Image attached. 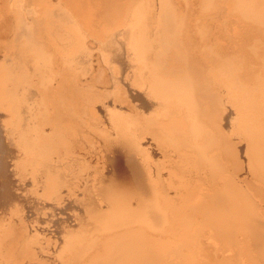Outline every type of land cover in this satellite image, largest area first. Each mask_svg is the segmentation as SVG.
Here are the masks:
<instances>
[{
    "label": "bare ground",
    "instance_id": "6f19581e",
    "mask_svg": "<svg viewBox=\"0 0 264 264\" xmlns=\"http://www.w3.org/2000/svg\"><path fill=\"white\" fill-rule=\"evenodd\" d=\"M129 1L67 0L82 25L97 32L102 31L95 25L98 19L106 20L105 16H110L116 20L122 13H116V9L120 5L130 7ZM237 1L250 5L258 18L264 19V7L257 2L259 0ZM5 2L7 0H0L2 23L12 20L15 15L8 20ZM170 6L174 11L175 7ZM52 8L47 9L49 12L45 15H53L59 24L67 27L65 33L51 24L48 27L47 23L42 25L43 28L34 27V16L29 22L31 15L17 32L29 35L34 27L36 38H29V42L8 38L0 43L3 49L0 54L4 55L0 60V264H165L167 258L164 263L158 248L161 249L171 236L163 241L160 235L165 218L171 216L173 226L179 230L194 227L203 229L205 232L202 233L207 232L199 243V249L209 256L205 264H264L263 221L259 222L254 212L258 210H255L258 201L264 199V95L258 93L260 97L255 95L254 100L250 96L252 89L248 93V87H243L245 93L240 91L241 87L236 90L238 85L237 88L234 85L256 79L255 85L263 89L261 70L264 66L261 69L242 65L243 68L233 74L229 67L236 60L231 52L226 55L218 45L189 58L186 55L189 46L204 43L206 23L200 25L201 22H197L199 28L187 26L179 16V20L170 19L165 26L159 25L158 21L150 36L140 35L136 32L140 19L138 7L137 13H133L135 22L132 17L121 36L118 32L111 38L107 36L103 52L95 55L100 66L97 79L86 82L84 87L78 86L71 76L77 74L78 77L87 72L91 51L86 50L75 24L67 21L68 15ZM199 9L197 11L201 12ZM10 22L7 25H11ZM7 27L11 29L8 33L17 34L15 28L12 31L13 28ZM184 29L190 32L188 42L179 44L175 34ZM172 47L178 60H185L188 67L166 73L162 68V56L165 57L166 50ZM261 56L264 57V51ZM58 76L59 81L54 79ZM52 77L58 83L53 80L55 88H48ZM31 88L34 92H30ZM218 88L223 89L225 95L220 94ZM225 101L231 102V110L222 107ZM94 139L101 141L104 153L103 160L96 162L92 158L95 164L102 160L101 165L91 166L87 156L99 151V147L96 151L89 150V145L96 143L92 141ZM199 139L205 141L198 144ZM142 142H148L149 147ZM169 151L179 155L173 159ZM101 152L95 153L96 156ZM158 153L162 154L161 159H158ZM228 163L229 170L225 167ZM187 171L195 175L193 185L185 179ZM243 171L248 172L252 181L261 183L251 189L253 193L250 192L254 197L256 192L260 198L256 204L247 200L248 189L243 194L241 189H245L237 185L239 180L246 181L244 177L238 180ZM252 185L249 183L248 186ZM63 190L66 193H62ZM161 204L169 207L171 214H167L168 208L165 210ZM175 232L172 235H176ZM191 241L192 238H187L181 244L184 247L194 245ZM225 247L230 250L236 247L240 252L233 256V250V254L226 256L222 253Z\"/></svg>",
    "mask_w": 264,
    "mask_h": 264
},
{
    "label": "rangeland",
    "instance_id": "374dc122",
    "mask_svg": "<svg viewBox=\"0 0 264 264\" xmlns=\"http://www.w3.org/2000/svg\"><path fill=\"white\" fill-rule=\"evenodd\" d=\"M14 3H13V2ZM26 1V2H25ZM35 1H36V3H35ZM39 0H28V2H27V0H7V2H5L4 3V5L6 6V7H4V8H10L9 10L7 9L6 10V14L5 15H8L7 16V18L8 17H12V15H14L12 18V20H13V22H12V20L10 19V18H8V20L9 21H7V20H4L3 21V23L1 22V19L3 20V16H2V18L0 17V22H1V24H3V25H1L0 26V43L2 44V42L3 41H7V40H9V39H12V38H17V42H26V41H30V39L29 38H32L33 36L36 38V31L34 30V27L36 26V27H42V25L44 26L46 23V25L48 26V27H50L49 26V24H51V27L53 26H55L56 28H58V30L59 31H61V32H63V33H65V28L67 29V27H65V26H63V24H59V22L58 21H56V18L52 15V16H47V15H49V13H46V15H45V12H47L48 10H51V7L53 6V8H55V9H57V10H59V11H57V10H55V11H57V12H60V13H63L65 16H67L68 15V17H66L67 18V21L70 23V24H72V25H74V26H76V29H77V31H78V34L83 38V42H84V45H85V47H86V50L87 51H91V54L88 56L89 58H88V63L90 64H88L87 65V72L86 73H83L81 76H78V77H76L77 76V74L75 75V76H71V78L74 80V82L78 85V86H82V87H84V86H86L85 84H86V82H91L92 80H96L97 79V70L99 69V64H98V60H96L97 59V56H95V55H97L98 54V52H100V51H102L103 52V47L102 46H104V43H105V41H106V37L107 36H110V38H111V36H113V35H115L114 33H119L120 34V36H121V33L123 34V31H124V29L126 28V26H128V24H130V21L132 20L131 18L133 17V15L134 14H136L137 13V8L139 7V11H138V18L140 17V19H139V21H137V24L139 25V27L137 26V28H136V32H138V33H140V35L142 34V35H146V36H150L154 31H155V29H156V27L158 26L157 25V22H158V24L159 25H163V26H165L164 24H168V21H170V19L171 20H179V18L180 17H184L183 19L182 18H180V20H183V22L185 23V25H191V27H193L194 25H196L197 26V28H199L200 27V25H204L205 23V25H206V34H205V37H204V43L203 44H196V45H191V46H189V48L187 49L188 51H186V55L189 57V58H191V57H197L202 51L204 52V51H210V50H212V48H213V46L214 47H216L217 45L218 46H220L221 48H222V50H224V52H225V54L227 55H229V53H230V55L231 56H233V58L236 60V62H235V60H234V62L236 63V65H235V63L233 64V66L231 67H229L230 68V72L232 73L233 72V74L235 73V72H238V69L240 70V69H242L243 67H246V66H248V67H254V68H257L258 66L259 67H261V69H262V67L264 66V57L263 56H261V54L263 53V51H264V49H263V51L261 52V50H262V47L264 48V38H263V36H264V29H263V26H264V19H262V18H258L259 16L257 15V12H254L252 9H254V8H252L250 5H245L244 3H242V2H238L237 0H231V2H230V0H203V1H201V0H183V3L185 4V5H183V3L181 2V0H172V2L170 1V0H147V2H146V0H130L128 3H130V4H128L130 7H126V8H122V6L120 5V7L119 8H117L115 11H116V13H119V12H122L121 14H120V16L115 20V19H111L110 18V16H105L106 17V20L104 19V18H102L101 20L100 19H98V21H96V23H95V25L98 27V29H101L102 31L101 32H97V31H93V30H91V29H89V28H87L86 26H84V25H82V23L80 22V20H78L79 18H78V16L74 13V11L72 10V8H71V6H70V4L67 2V0H41V1H39ZM47 1H49L48 3H47ZM59 1H61V2H59ZM134 1V2H133ZM140 1V2H139ZM144 1V2H143ZM156 1V2H155ZM159 1L161 2V3H159ZM169 1V2H168ZM174 1H175V4H174ZM181 3H180V2ZM198 2V4H195V3H197ZM200 1V2H199ZM209 1V2H208ZM225 1V2H224ZM41 2V3H40ZM126 2H127V0H126ZM149 2V3H148ZM171 2V4H169ZM186 2V3H185ZM203 2V3H202ZM205 2V3H204ZM213 2V3H212ZM219 2V3H218ZM257 2H259L261 5H263V7H264V0H259V1H257ZM263 2V3H262ZM7 3V4H6ZM18 3V4H17ZM27 3V4H26ZM35 3V4H34ZM40 3V4H39ZM141 4L140 6H139V4ZM144 3V4H143ZM167 3V4H166ZM178 3V4H177ZM193 3H194V5H193ZM202 3V4H201ZM221 3V4H220ZM226 3V4H225ZM242 3V4H241ZM20 4V5H19ZM133 4H134V6H133ZM136 4V5H135ZM152 4V5H151ZM155 5V7H154V5ZM161 4V5H160ZM182 4V5H181ZM205 4H206V7H205ZM210 4V5H209ZM15 5H16V7H15ZM25 5V6H24ZM33 5H35V6H33ZM46 5V6H45ZM151 5V6H150ZM159 5V6H158ZM163 5V6H162ZM170 5H173L172 6V8L173 7H175V8H173V10L174 11H172L171 9H170ZM197 5V6H196ZM200 5H202V6H200ZM204 5V6H203ZM209 5V6H208ZM212 5H214V6H212ZM217 5V6H216ZM239 5V6H238ZM241 5H245V6H241ZM13 6V7H12ZM25 8H24V7ZM29 6V7H28ZM48 6V7H47ZM59 6V7H58ZM63 6L65 7V8H63ZM165 6L167 7V8H165ZM186 6V7H185ZM193 6H194V9H193ZM219 6V7H218ZM224 8V10H223V8ZM233 6L235 7V8H233ZM12 7V8H11ZM44 8L43 9V11H42V8ZM57 7V8H56ZM140 7H141V9H140ZM148 7H151L150 9H148L147 10V8ZM165 8V10H164V8ZM176 7H177V9L179 8V10H177L176 9ZM186 8V10H184L185 8ZM189 7V8H188ZM209 7H211V9L209 8ZM213 7L215 8V10H213ZM231 7H232V9H231ZM250 7V8H249ZM36 8H37V10H36ZM41 8V9H40ZM50 8V9H49ZM52 8V9H53ZM127 8H128V10H127ZM134 8V9H133ZM144 8V9H143ZM199 8H201L202 10H201V12H199V11H197V9L198 10H200ZM205 8V9H204ZM209 8V9H208ZM220 8H222V9H220ZM227 8V9H226ZM48 9V10H47ZM129 9H130V12H129ZM154 9V10H153ZM166 9H168L167 10V12H166ZM187 9H188V11H187ZM191 9V10H190ZM207 9V10H206ZM219 9V10H218ZM237 9H239V10H237ZM241 9V10H240ZM12 10V11H11ZM35 10V11H34ZM63 10H65V11H63ZM122 10V11H121ZM145 10H147V11H145ZM151 10H152V12H151ZM156 10V11H155ZM204 10V11H203ZM212 10V11H211ZM235 10V11H234ZM243 10V11H242ZM9 11V12H8ZM42 11V12H41ZM68 11V12H67ZM150 11V12H149ZM164 11V12H163ZM176 11V12H175ZM179 11V12H178ZM208 11V13H206ZM223 11V12H222ZM232 11V12H231ZM247 11V12H246ZM251 11V12H250ZM14 12V13H13ZM37 14H36V13ZM49 12V11H48ZM129 12V13H128ZM136 12V13H135ZM145 12V13H144ZM158 12V14H156ZM163 12V13H162ZM174 13L173 15L175 16V17H173L172 16V14L170 13L169 15L167 14V13ZM189 12V13H188ZM203 12V14H201ZM219 12V13H218ZM222 12V13H221ZM243 12V13H242ZM249 12V13H248ZM253 12V13H252ZM10 15H9V14ZM40 13H42V14H40ZM67 13V14H66ZM71 13H72V15H71ZM134 13V14H133ZM142 13H143V16H142ZM146 13H149V14H146ZM223 13H224V15H223ZM231 13V15H229V14ZM240 13H242V14H240V16H239V14ZM247 13V14H246ZM256 14V16H255V14ZM21 15L20 17H19V15ZM162 14V15H161ZM165 16H164V15ZM184 16H183V15ZM193 14V15H192ZM197 14V15H196ZM201 14V15H200ZM31 15H32V17H31ZM37 15V16H36ZM127 15V16H126ZM150 17H149V16ZM152 15V16H151ZM200 15V16H199ZM234 15V16H233ZM27 16H29V17H31L30 18V21L29 22H31V19H34L35 18V21H34V27H33V32L31 33V34H29V35H25V34H22V33H20V32H17V31H20V27H21V25H22V23H24L25 21H26V18H27ZM33 16H34V18H33ZM124 16V17H123ZM127 18H126V17ZM154 16V17H153ZM164 16V17H163ZM172 17V18H168V17ZM178 16V17H177ZM180 16V17H179ZM208 16V17H207ZM219 16V17H218ZM18 17V18H17ZM46 17V18H45ZM50 17H52V18H50ZM56 17H58V16H56ZM69 17H70V19H69ZM144 17V18H143ZM149 17V18H148ZM193 17V18H192ZM195 17V18H194ZM198 17V18H197ZM204 17H206V18H204ZM238 19H237V18ZM242 17V18H241ZM261 17V16H260ZM7 18H5V19H7ZM25 18V19H24ZM46 20H44V19ZM52 19V20H50V19ZM119 18H120V21H119ZM137 18V19H138ZM141 18H143L142 20H141ZM174 18V19H173ZM200 18H202V20L200 19ZM212 18V19H211ZM221 18V19H220ZM249 18V19H248ZM15 19V20H14ZM21 19V20H20ZM38 19V20H37ZM69 19V20H68ZM76 19H77V21H76ZM124 20V21H122V20ZM130 19V20H129ZM150 19H152V20H150ZM153 19H154V21H153ZM159 19V20H158ZM165 19V20H164ZM167 19H169V20H167ZM185 19V20H184ZM196 19L198 20V21H196ZM224 19V20H223ZM246 21H245V20ZM255 19H257V20H255ZM55 20V21H54ZM74 20V21H73ZM111 20V21H110ZM129 20V22H127ZM135 17H133V21L135 22ZM147 20L148 21H150V22H147ZM190 20V21H189ZM194 20V21H193ZM201 20V21H200ZM207 20V21H206ZM225 21V23H223V22H221V21ZM255 20V21H254ZM12 23H11V22ZM14 21H15V24H14ZM40 21H41V23H40ZM44 21V22H43ZM48 21H50V23H48ZM121 21L124 23V24H122L121 23ZM132 21V22H133ZM163 21V22H162ZM191 21H193V22H191ZM243 22V24H242V22ZM262 21V22H261ZM6 22V23H5ZM8 22H10L9 24H11V25H7L8 24ZM38 22L41 24H38ZM43 22V23H42ZM54 22H55V24H54ZM79 22V23H78ZM127 22V23H126ZM147 22V23H146ZM153 22V23H152ZM190 22V23H189ZM198 22V23H197ZM201 22V23H200ZM219 22V23H218ZM248 23L249 22V24H245V23ZM259 22H260V24H259ZM103 23V24H102ZM110 23V24H109ZM152 23V24H151ZM199 24L200 23V25H197V24ZM241 23V24H240ZM252 23H253V25H252ZM261 23L263 24V25H261ZM13 24V25H12ZM33 24V23H32ZM37 24V25H36ZM52 24H54V25H52ZM59 24V25H58ZM112 24V25H111ZM117 24V25H116ZM148 24H150V25H148ZM155 24H156V26H155ZM211 24V25H210ZM214 24V25H213ZM228 24V25H227ZM231 24H232V26H231ZM238 24H239V26H238ZM255 24V25H254ZM15 25V26H14ZM111 25V26H110ZM146 25H148V27H146ZM217 25V26H216ZM222 25H223V27H222ZM244 25H245V27H244ZM4 28H3V27ZM5 26H10L11 28H13L12 29V31L14 30V28H15V31H16V35H14L13 34V32H11V33H8V32H10V30H8L9 29V27H7V29L5 28ZM18 26V27H17ZM124 26V27H123ZM210 26V27H209ZM212 26V27H211ZM220 26V27H219ZM236 26V27H235ZM254 26H256V27H254ZM116 27V28H115ZM155 29H154V28ZM219 27V28H218ZM3 28V29H2ZM22 28V27H21ZM43 28V27H42ZM107 30H106V29ZM115 28V29H114ZM145 28H147V29H145ZM212 28V29H211ZM221 28L223 29V30H221ZM241 28H243V29H241ZM6 29V30H5ZM17 29V30H16ZM36 29V28H35ZM79 29H80V31H79ZM116 29H117V31H116ZM151 29H152V31H151ZM230 29H232V30H230ZM251 29H252V31H251ZM261 29H263V30H261ZM63 30V31H62ZM144 30V31H143ZM149 30V31H148ZM110 32V34H109V32ZM113 31V32H112ZM115 31V32H114ZM147 31L150 33H147ZM226 31V32H225ZM231 31V32H230ZM245 31H249V32H245ZM254 31V32H253ZM3 32V33H2ZM6 32V33H5ZM87 32V33H86ZM103 32V33H102ZM107 32V33H106ZM243 32H245V33H243ZM252 32H253V34H252ZM259 32V33H258ZM8 33V34H7ZM181 35H180V34ZM226 33V34H225ZM228 33V34H227ZM238 33V34H237ZM2 34H3V36H2ZM7 34V35H6ZM10 34V35H9ZM109 34V35H108ZM243 36H242V35ZM246 34V35H245ZM256 34H258V35H256ZM260 34H261V38H260ZM10 37H9V36ZM13 35V37H11ZM36 35V36H35ZM177 37H179V38H176L175 37V41L177 42V43H179V44H184V42L185 43H187L188 42V38H189V35H190V32L189 31H187V29H184L183 31H179L178 32V34H175ZM187 35V36H186ZM254 36V38L257 36H259L258 38L256 37L255 39L253 38V36ZM256 35V36H255ZM7 38H6V37ZM15 36V37H14ZM17 36V37H16ZM244 36H245V38H244ZM4 37H5V39H4ZM24 37V38H23ZM94 37V38H93ZM240 37H242V38H240ZM9 38V39H8ZM231 38V39H230ZM232 38H233V40H232ZM251 38V39H250ZM260 38V39H259ZM21 39H23V40H21ZM34 38H32V40H33ZM177 39V40H176ZM210 39V40H209ZM254 39V40H253ZM187 40V41H186ZM232 40V41H231ZM247 42H245V41ZM249 42H248V41ZM250 40H251V44H250ZM2 41V42H1ZM256 41V42H255ZM175 42V43H176ZM181 42V43H180ZM233 42V43H232ZM243 42H244V44H243ZM254 42V43H253ZM211 43H213V44H211ZM216 43V44H215ZM238 45H237V44ZM257 43V44H256ZM1 44H0V48H1V50H0V52L2 53L3 52V49H2V47H1ZM204 44H205V47H203L204 46ZM211 44V45H210ZM232 44H234L233 46H232ZM240 44V45H239ZM207 45H208V47H207ZM236 45H237V47H236ZM247 45H249V46H247ZM256 47H255V46ZM195 46V47H194ZM199 47V49H198V47ZM202 48H201V47ZM212 46V47H211ZM232 46V47H231ZM253 48H252V47ZM262 46V47H261ZM206 47H207V50H206ZM211 47V48H210ZM224 47H225V49H226V51H225V49H224ZM258 47V48H257ZM259 47H261V50H260V52H261V54L258 56V54L260 53L259 52ZM203 48H204V50H203ZM247 48V49H246ZM251 48V49H250ZM174 48L172 47V48H170L169 50L167 49L166 50V52L167 53H165V57H163L162 56V61H163V64H162V68L164 69L163 70V72L165 71L166 73H169V72H171L172 70L173 71H175V70H182V69H186L187 67H188V63L185 61V60H183V62H181V61H179L178 60V57H177V54H175L176 52H175V49L173 50ZM237 51H236V50ZM243 51H242V50ZM246 49V50H245ZM254 49H255V51H254ZM229 50V51H228ZM231 50V51H230ZM251 50V51H250ZM197 51V52H196ZM240 51H241V53H240ZM248 51V52H247ZM252 51H254V53L256 54H253V52ZM171 52V53H170ZM195 52H196V54H195ZM237 52V53H236ZM245 52V53H244ZM252 52V53H251ZM193 53V54H192ZM198 53V54H197ZM243 53V55H241ZM248 53V54H247ZM167 54V55H166ZM234 54V55H233ZM238 54V55H237ZM1 55V54H0ZM91 56V57H90ZM187 56H184V58L185 59H187L188 60V57ZM261 56V57H260ZM176 57V58H175ZM245 57H247L246 59H245ZM1 58H4V55H1L0 56V60H2ZM91 58V59H90ZM250 58V59H249ZM253 58V59H252ZM255 58V59H254ZM261 60H260V59ZM168 59V60H167ZM252 59V60H251ZM91 60V61H90ZM96 60V61H95ZM178 60V61H177ZM243 60V61H242ZM249 60V61H248ZM255 60H256V62L259 64H257V63H255ZM262 60H263V64H262ZM246 61V62H245ZM258 61H260V62H258ZM239 62V63H238ZM241 62V63H240ZM243 62H245L246 63V65H245V63H243ZM249 62H251V64L249 63ZM39 64L38 65H41V63L40 62H38ZM181 63V64H180ZM248 63V64H247ZM95 64V65H94ZM164 64H166L165 65V67H164ZM187 64V65H186ZM190 64V63H189ZM250 64V65H249ZM253 64H255V65H253ZM241 65V66H240ZM242 65H243V67H242ZM170 66H171V68H170ZM241 68H240V67ZM256 66V67H255ZM91 68V69H90ZM133 68V67H132ZM90 69V70H89ZM168 69V70H167ZM235 69V70H234ZM93 70V71H92ZM133 70V69H132ZM89 71V72H88ZM92 71V72H91ZM262 72H263V78H264V67H263V69L261 70ZM260 71V72H261ZM90 72H91V75H90ZM262 72H261V74H262ZM231 73H229L230 75H232ZM85 74V75H84ZM87 75H89V76H87ZM87 76V77H86ZM59 77V78H58ZM57 78L55 77H52V79H51V81L48 83V85H49V87L48 88H52V87H54L55 88V84L56 83H58L57 82V80L59 81V79H60V76H58ZM74 77H76L75 79H74ZM57 79V80H54V79ZM61 78H62V76H61ZM115 78H117V77H115ZM66 79H68V78H66ZM78 79H80V80H78ZM56 82H54V81ZM85 80V81H84ZM88 80V81H87ZM254 80H256V79H252V80H250L249 79V81L248 80H245L244 81V85L242 84V83H234V85H235V88H237L236 86L238 85V88L236 89V90H239L240 89V87H241V89H240V91H243V92H245V93H247L246 91H248L249 89H252L251 90V92L253 91L254 92V90L256 91V92H254V94H253V92L251 93L250 91H248V93L250 92V96L251 97H253L254 98V96L256 95V97H258L259 95H264V87H262L263 89H260L257 85L258 84H256L255 85V83H254ZM54 83H53V82ZM68 81V80H67ZM83 81V82H82ZM247 82V83H246ZM253 84H252V83ZM52 83V84H51ZM240 84H242L241 86H240ZM249 85V86H248ZM254 85V86H253ZM250 86H252V87H255L254 89L253 88H250ZM102 88V86H100V85H97V88ZM243 87H244V89H246V87H248V89H246V91L245 90H243ZM54 88H53V90H54ZM108 89H112V87H110V88H108ZM258 89H260V90H262V91H259ZM50 90V89H49ZM52 90V91H53ZM218 90H219V88H218ZM34 92V90H33V88H31L30 89V92ZM221 91V92H220ZM258 91V92H257ZM218 92H220V94H222V95H225V93H224V90L222 89V90H219ZM261 92H263V93H261ZM258 93H259V95H258ZM247 95H249V94H247ZM260 97V96H259ZM253 98H250V99H253ZM254 100H255V98H254ZM126 101V100H125ZM197 104H199V102H197ZM223 105V106H222ZM222 107L224 108V107H226L227 109H229V110H231V108H229V107H231V102H229V104L225 101V102H223L222 103ZM230 105V106H229ZM198 106V105H197ZM194 111V114L196 115L197 113L195 112V111H197V107H196V110L194 109L193 110ZM46 132L48 131L49 132V130L48 129H44ZM47 132V133H48ZM204 138V136L201 138V139H203ZM96 139V138H95ZM92 140V141H96V143H95V145H94V142L93 143H91L89 146H90V148H89V150L91 149V152L93 151V149H94V151H96V149L99 147V148H101V150L98 148V150L99 151H102L101 153L102 154H100V153H98L99 155H97L96 156V154L95 153H97V152H99V151H96L95 153H92L90 156H87V160L89 161V159H90V161H91V164H90V161L88 162L89 163V165H91V166H93V164L94 165H101L100 163H102V156H103V153H104V151L102 150V145H101V141L100 140ZM201 139H199L198 140V144H201V143H203L204 141H205V139L203 140V141H200ZM98 141V142H97ZM99 141H100V144H99ZM98 144V146H96ZM142 144L143 145H148L149 143L148 142H142ZM95 146V147H92V146ZM101 146V147H100ZM148 147H149V145H148ZM94 154H95V156H94ZM169 154H171L170 156L173 158V159H176L175 157H177L179 154L178 153H172V151H169ZM172 154L174 155V156H172ZM176 154H177V156H176ZM150 155H152V153L150 154ZM99 156V157H98ZM100 156H101V158H100ZM157 156H158V159L160 158H162V154L161 153H158L157 154ZM89 157H91V158H89ZM96 159H95V158ZM97 157H98V160H97ZM97 162V161H100V159H102L101 160V162H99V163H96L95 164V161L93 160V159ZM171 158V159H172ZM228 165V166H227ZM230 164L228 163V164H225V167L226 168H228V170L230 169ZM225 168V169H226ZM228 170L226 169V172L228 173ZM244 170V169H243ZM188 172H190V171H187V176L188 177H186V175H185V179L187 180H190L189 181V183H191L192 185H193V183H194V181L193 180H195L194 179V177H195V175L193 174V172H190V173H188ZM247 171H243V172H241V173H239V177H238V180H239V178L240 179H244L245 178V180L246 181H248V180H251V182L249 181V182H247L246 183V181L245 180H243V181H245V182H242V180H239L237 183V185H239L238 187L241 189V188H243V189H245L244 191L241 189V191H242V193L243 194H245L244 192L246 191V189H248L247 191H246V198H248L247 200H249L250 202H252V204H256V202L258 201V199H260L258 196H257V193L256 192H254L255 193V197L254 196H252V194L250 193V192H252L253 193V191L252 190H254V189H256V188H253L254 186L255 187H257V185L259 184V181H257V180H255L254 178H253V180H255V181H252V179H251V177L249 176V174H248V172L246 173ZM189 174V175H188ZM192 174V175H191ZM243 174V175H242ZM245 174V175H244ZM163 175H165V174H163ZM194 175V176H193ZM242 175V176H241ZM191 176V177H190ZM193 176V177H192ZM244 177V178H243ZM247 177L248 178H250V179H247ZM190 178V179H189ZM193 182V183H192ZM256 182V183H255ZM244 185H243V184ZM249 183H250V186L252 185V187H250V186H248L249 185ZM252 183V184H251ZM247 184V185H246ZM212 185V184H211ZM241 185H242V187H241ZM246 185V186H245ZM259 185H261V183L259 184ZM213 186V185H212ZM245 186V187H244ZM252 189V190H251ZM64 191V192H63ZM63 191H61L62 193H66V190H63ZM248 193V194H247ZM250 193V194H249ZM169 194H171V195H173V192H169ZM250 197H249V196ZM254 197V198H253ZM257 198V199H256ZM253 199V200H252ZM256 199V200H255ZM1 201V200H0ZM255 201V202H254ZM261 201H263L264 202V199H261V200H259L258 201V203L256 204V208H255V210H257V211H254L257 215H262L263 217H264V203L262 202L261 203ZM262 204V205H260V204ZM257 205H258V207H257ZM163 206V207H162ZM164 206H166V205H162L161 204V207L162 208H164L165 210H167V208H168V213H167V211H166V213L167 214H171V210L169 209V207H164ZM261 208H260V207ZM263 207V208H262ZM260 208V209H259ZM0 209H1V202H0ZM263 209V210H262ZM77 210V209H76ZM170 211V212H169ZM258 212H259V214H258ZM263 212V213H262ZM255 214V217H257V220L260 222H262L261 224H262V226L264 227V220H263V217L262 216H257ZM262 217V218H261ZM168 218V219H167ZM167 218H165V220H164V223H163V226H162V228H161V232H162V234H160V235H162L161 236V238H163V241H167V239L169 238V235H171L170 236V238L169 239H171V240H169L168 239V241H169V243H168V241H167V243L165 244V243H163V244H165V245H162L161 246V249H159L158 248V251L160 252V250H161V252L163 253V255H162V253L160 254L161 255V257L163 258V262H164V260H165V258H167V260H165V262H168V263H165V264H173V263H177V264H190V262L192 261V262H194L195 264H201L202 263V261H203V263L205 264V262H207L208 260H209V258H207V257H209L208 256V253L206 254V253H204L205 251H203L201 248L199 249V243L201 242L200 241V239H203L204 237H203V235H205L206 236V234H207V232L206 233H204L205 231L202 229V230H200V229H197V228H195L194 229V227H190V230H188V229H183V231L180 229L179 230V228L177 229L176 228V226L174 225L173 226V219H171L172 218V216L171 217H167ZM171 220H170V219ZM170 222H169V221ZM168 223H170V224H172V226H170V224H168ZM167 224L170 226H167ZM170 228V229H169ZM173 228V229H172ZM166 229V230H165ZM169 229V230H168ZM193 229V230H192ZM168 230V231H167ZM175 230H176V232H175ZM197 230H199L200 232H197ZM181 231V232H180ZM187 231V232H186ZM189 231H193V232H190L189 233ZM202 231H204L203 233H202ZM165 232V233H164ZM167 232V233H166ZM173 232H175V234L177 233H179L178 235H177V237H176V235H172V234H174ZM164 233V234H163ZM170 233V234H169ZM183 233V234H182ZM197 233H199V234H197ZM201 233H202V236H201ZM165 234H167L166 236H165ZM194 234H196V235H194ZM159 235V234H158ZM208 235V234H207ZM174 236V237H173ZM186 236V237H185ZM200 236V237H199ZM165 237V238H164ZM176 237V238H175ZM199 237V238H198ZM174 238V239H173ZM181 238V239H180ZM187 238H192V241L191 242H193V243H191V244H194V245H188V246H191V247H184L182 244H181V241H184V239L186 240ZM165 239V240H164ZM177 239H179V240H181V241H176ZM197 239V240H196ZM174 240V241H173ZM175 241H176V243H175ZM195 241H199L198 242V244H197V242H195ZM172 242V243H171ZM179 244H178V243ZM174 243V244H173ZM167 244L169 245V246H167ZM166 246V247H165ZM174 247V248H171V247ZM176 246V247H175ZM180 246V247H179ZM236 246H239V244H236ZM162 247H164V250L162 249ZM167 247H169V248H167ZM182 247H184V248H182ZM234 247V246H233ZM231 248V250H230V248H228V247H225V252L224 251H222V253H223V255H225V253H226V256L227 255H231V253L233 254V250H235V252H234V254H233V256L234 255H237L239 252H240V250H239V248L238 249H236V247L235 248ZM167 248V249H166ZM178 250H177V249ZM179 248H181L180 250H179ZM187 248V249H186ZM188 248H190L189 250H188ZM165 249H166V251L168 250V251H170V252H166L165 251ZM174 249V250H173ZM185 250V251H183V250ZM194 249V250H193ZM197 249V250H196ZM227 249V250H226ZM163 250V251H162ZM193 250V251H192ZM229 250H230V252H229ZM237 250H239V251H237ZM189 252V254L187 255V253ZM233 251V252H232ZM171 252H173V253H175L174 255H173V253H171ZM184 252H186L185 254H184ZM196 252H197V254H196ZM237 252V253H236ZM168 253H169V255H168ZM191 253V254H190ZM193 253V254H192ZM198 253H200V254H198ZM230 253V254H229ZM167 256H166V255ZM194 254H196L195 256H194ZM206 254V255H205ZM173 255V256H172ZM203 255V256H202ZM205 255V256H204ZM242 255V254H241ZM241 255H240V257H241ZM164 256H166V257H164ZM169 256H171V257H169ZM174 256H175V258H174ZM184 256V257H183ZM189 256V257H188ZM193 256H194V258H193ZM200 256V257H199ZM243 256V255H242ZM181 257V258H180ZM183 257V258H182ZM195 257L197 258H199V261H197L198 260V258L197 259H195ZM206 258V260L204 261V259L202 260V258ZM181 260H180V259ZM244 258H246V257H244ZM169 259V260H168ZM191 259H193V260H191ZM172 260V261H171ZM175 262H174V261ZM185 260V261H184ZM201 260V261H200ZM169 261H170V263H169ZM184 261V262H183ZM186 262V263H185ZM196 262H198V263H196ZM201 262V263H200ZM192 264V263H191ZM207 264V263H206Z\"/></svg>",
    "mask_w": 264,
    "mask_h": 264
}]
</instances>
